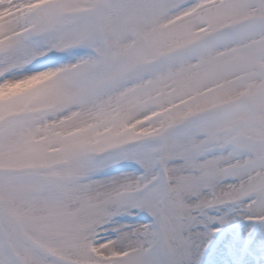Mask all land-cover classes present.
Segmentation results:
<instances>
[{
	"label": "snow or ice",
	"instance_id": "obj_1",
	"mask_svg": "<svg viewBox=\"0 0 264 264\" xmlns=\"http://www.w3.org/2000/svg\"><path fill=\"white\" fill-rule=\"evenodd\" d=\"M0 264H264V0H0Z\"/></svg>",
	"mask_w": 264,
	"mask_h": 264
}]
</instances>
